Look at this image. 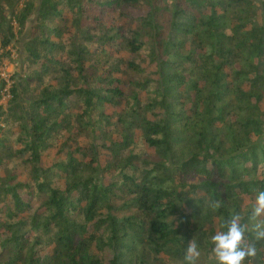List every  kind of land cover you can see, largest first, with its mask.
Segmentation results:
<instances>
[{"label": "trees", "instance_id": "16d2710c", "mask_svg": "<svg viewBox=\"0 0 264 264\" xmlns=\"http://www.w3.org/2000/svg\"><path fill=\"white\" fill-rule=\"evenodd\" d=\"M30 10L0 0V50ZM257 11L254 0H41L12 88L30 102L0 113V264H183L191 239L216 264L211 237L233 214L250 224L264 191V0L262 24ZM105 15L127 23L89 31Z\"/></svg>", "mask_w": 264, "mask_h": 264}, {"label": "rangeland", "instance_id": "374dc122", "mask_svg": "<svg viewBox=\"0 0 264 264\" xmlns=\"http://www.w3.org/2000/svg\"><path fill=\"white\" fill-rule=\"evenodd\" d=\"M30 2L31 10H30V16L27 20L26 26L24 27L23 31L19 32V26L17 22L15 21L13 23L14 31L16 32L15 39H13L12 43L5 49L0 50V113L7 112L12 106L15 104H20L21 106H27L30 102V96L24 91V88L19 90L18 95L16 96L12 92V88L16 86V84H20L19 81L21 79H25V73L24 68L25 64L27 62V43L31 37L33 27L36 24L37 21V13L39 10L40 2L41 0H27ZM263 0H254L255 5L258 8L257 11V19L256 22L258 24H262V17H261V3ZM23 3L21 6L18 7V10H21L23 8ZM148 12V9L145 8L142 11H133L134 16L138 15H144ZM66 16L70 19L69 25H68V33L70 36L74 38V40L78 43L80 41V36L76 31V28L72 26V16L69 11H66ZM117 16L112 15H105L104 16V23L101 26H93L88 25L89 31L94 30H108L109 28L116 27L120 24L125 25L127 22L123 18H119ZM7 18L9 21L14 20L13 19V13L12 10L7 12ZM9 26V23L6 24L5 29H7ZM110 54H112L113 58L116 60H122L127 61L128 59H132L133 56L127 53L126 51L118 50L116 48H110L108 51ZM148 73H155L157 71V68L155 65L149 64V62H144L143 65ZM114 79H121L124 84H128L126 75H119L114 74ZM16 96V97H15ZM264 108V104L262 105ZM123 107L121 108H113L110 107L107 110V113L110 115H118L122 112ZM264 137V136H263ZM115 139L118 138V136L114 137ZM256 140V138H254ZM96 143V142H95ZM81 144L86 145L88 144V140L86 138L81 139ZM97 148L101 153V166L102 168L106 165L108 162L107 158V151L105 148L100 147V141H97ZM109 144L107 143V146ZM56 150H53L50 157H46L44 160V166L49 167L53 163L54 157H55ZM149 153L153 155V150H149ZM252 202L249 200H244V205L251 206ZM8 233L6 230L1 229L0 230V242L7 239ZM201 253V256L197 262V264H210V259L207 255L206 250H199ZM110 256V254L108 255ZM264 256V245L257 248V256L253 259V264H260V257ZM164 258V257H163ZM215 262V259L213 260ZM216 263V262H215Z\"/></svg>", "mask_w": 264, "mask_h": 264}, {"label": "clouds", "instance_id": "9594fccd", "mask_svg": "<svg viewBox=\"0 0 264 264\" xmlns=\"http://www.w3.org/2000/svg\"><path fill=\"white\" fill-rule=\"evenodd\" d=\"M213 211L222 207V200L209 202ZM240 214H233L223 225L226 230L217 231L211 237V253L216 264H253L257 256L256 241H264V191H257L252 203L250 224L241 223ZM251 232L253 240L246 238ZM201 253L194 239L189 240L183 257V264H197Z\"/></svg>", "mask_w": 264, "mask_h": 264}]
</instances>
